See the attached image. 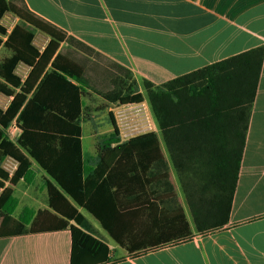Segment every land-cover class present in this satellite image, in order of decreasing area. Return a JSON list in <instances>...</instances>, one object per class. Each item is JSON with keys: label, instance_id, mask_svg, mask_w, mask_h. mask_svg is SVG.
<instances>
[{"label": "trees", "instance_id": "1", "mask_svg": "<svg viewBox=\"0 0 264 264\" xmlns=\"http://www.w3.org/2000/svg\"><path fill=\"white\" fill-rule=\"evenodd\" d=\"M6 13L18 23L9 34L0 25V45L10 53L0 61V95L12 99L0 110V238L68 230L69 264H107L108 247L82 211L129 255L193 238L181 207H160L175 194L156 132L121 142L109 113L112 134L97 145L96 165L84 164L86 90L108 105L146 102L195 232L205 235L227 225L264 45L159 86L146 80L138 85L128 70L33 14L24 0H0V21ZM38 33L48 38L41 52L32 45ZM19 64L30 68L24 81L14 75ZM13 122L20 135L12 142L6 131ZM6 159L17 165L12 175L2 168ZM32 162L48 177L51 212L33 217L27 211L15 219L12 188L30 182Z\"/></svg>", "mask_w": 264, "mask_h": 264}, {"label": "crops", "instance_id": "2", "mask_svg": "<svg viewBox=\"0 0 264 264\" xmlns=\"http://www.w3.org/2000/svg\"><path fill=\"white\" fill-rule=\"evenodd\" d=\"M24 2L33 14L128 70L138 85L146 80L159 86L264 45V0ZM95 100L106 104L109 113L113 111V105L86 90L81 100V148L88 168L97 163V142L83 146L82 123L95 117ZM6 134L12 142L17 139L20 130L15 122ZM7 161L13 162L6 159L2 164L5 170ZM31 171L30 182L20 181L12 188L17 201L15 219L31 211L21 208L19 200L35 208L33 217L38 211L51 212L44 187L48 177L34 162ZM36 176L42 181L41 200L30 195L29 188L19 198L18 187L31 185ZM185 218L193 234L191 240L138 255H129L97 224H89L95 237L108 247L107 264H264V58L228 223L216 232L198 235L186 214ZM70 253L68 230L0 238V264H69Z\"/></svg>", "mask_w": 264, "mask_h": 264}, {"label": "rangeland", "instance_id": "3", "mask_svg": "<svg viewBox=\"0 0 264 264\" xmlns=\"http://www.w3.org/2000/svg\"><path fill=\"white\" fill-rule=\"evenodd\" d=\"M5 25L10 29L14 25V20L11 17H8L4 21ZM44 39L41 37H37V45L38 47H42L44 45ZM9 53L2 48H0V59L8 56ZM140 92L142 90L140 89ZM93 113L95 114V117H92L91 119L88 118L89 121L84 120L82 123L83 127V146L85 147L87 143H92L93 141L97 142V145L100 144L103 140L110 137L112 134V126L109 118V111L106 109V104H104L100 100H95L93 103ZM102 109V110H100ZM111 111L110 113L113 115L114 120L116 122V125L119 130V137L121 142H126L128 139L135 137L137 135H141L147 132H156V141L155 144L159 145L165 160L168 165L169 173L171 176L170 183L172 185V190L175 194V197L169 200L164 201L160 204V207L166 210H172L176 207H181L184 210V213L187 216V219L190 223H192L191 215L189 213L188 207L186 205L184 195L182 193L178 177L176 176L175 171L173 170L170 160L168 158L167 152L164 148V145L161 140L160 133L158 132L153 118L151 116V113L148 109L147 103H143L139 106H136L134 108H124L118 105L110 106ZM117 115V119L115 118V114ZM149 126L151 129H149ZM134 151H139V148H134ZM13 162H8L5 165L6 170L9 173H13L15 170ZM36 176L35 181L32 182L31 185H27L22 183L17 190V195L20 198L22 196L27 188L30 189V195H34L38 199V201L41 200L39 193L42 188V181L40 179H37ZM23 201V200H22ZM19 200L21 208H28L31 211H29L28 214L33 215L35 212V208L29 203H26L25 201L22 202ZM42 202V201H41ZM83 215L86 217L88 222L97 224L91 217L86 215L82 211Z\"/></svg>", "mask_w": 264, "mask_h": 264}, {"label": "built area", "instance_id": "4", "mask_svg": "<svg viewBox=\"0 0 264 264\" xmlns=\"http://www.w3.org/2000/svg\"><path fill=\"white\" fill-rule=\"evenodd\" d=\"M8 17H11V18L14 20V25H13L10 29H9V28L5 25V23H4L5 19L8 18ZM17 23H18V19H17L15 16H13L12 14H10V13H6V14L2 17V19H1V21H0V25L6 30V32H7L8 34L13 30V28L16 26ZM37 37H41V38H43V39L45 40V41H44V45H43L42 47H38V45H37ZM47 43H48V38H47L46 36H44V35L38 33V34L35 35V37H34V39H33V42H32V45H33V46H34L39 52H41V51L45 48V46H46ZM0 48H1V45H0ZM29 72H30V68H29V67L25 66L24 64H19V65H17V67L15 68L14 75L17 76L21 81H24V80L27 78ZM11 100H12L11 98H7V97H5V96H3V95H0V110L5 111L6 108L8 107V105H9V103H10ZM138 106H139V105H138ZM134 107H136V106H126V108H128V109H130V108H134ZM124 108H125V107H124ZM115 118L117 119V115H115ZM149 129H151L150 126H149ZM11 161H12V160H11ZM2 168H3V167H2ZM3 169H4V168H3ZM4 170H5V169H4ZM5 171H6V170H5ZM7 172H8V171H7ZM8 173H9V172H8ZM0 193H1V191H0Z\"/></svg>", "mask_w": 264, "mask_h": 264}]
</instances>
